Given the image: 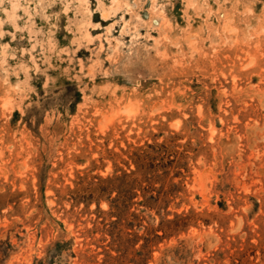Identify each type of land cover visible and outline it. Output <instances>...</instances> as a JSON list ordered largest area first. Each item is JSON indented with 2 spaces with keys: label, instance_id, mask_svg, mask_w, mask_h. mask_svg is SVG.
<instances>
[{
  "label": "rangeland",
  "instance_id": "1",
  "mask_svg": "<svg viewBox=\"0 0 264 264\" xmlns=\"http://www.w3.org/2000/svg\"><path fill=\"white\" fill-rule=\"evenodd\" d=\"M0 264H264V0H0Z\"/></svg>",
  "mask_w": 264,
  "mask_h": 264
}]
</instances>
